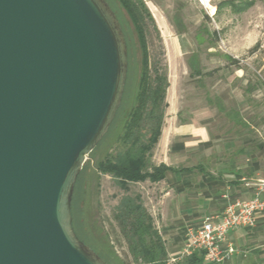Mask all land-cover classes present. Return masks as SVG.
Segmentation results:
<instances>
[{"label":"water","instance_id":"1","mask_svg":"<svg viewBox=\"0 0 264 264\" xmlns=\"http://www.w3.org/2000/svg\"><path fill=\"white\" fill-rule=\"evenodd\" d=\"M128 69L106 0H0V264H107L72 204Z\"/></svg>","mask_w":264,"mask_h":264},{"label":"rangeland","instance_id":"2","mask_svg":"<svg viewBox=\"0 0 264 264\" xmlns=\"http://www.w3.org/2000/svg\"><path fill=\"white\" fill-rule=\"evenodd\" d=\"M106 1L127 40L128 79L122 105L112 125L88 155L78 177L72 204L73 225L78 237L107 264H138L116 211L123 198L139 196L166 244L167 264H186V259L178 261L179 255L175 253L181 251L186 233L194 228L191 220L186 219L184 207L190 205L185 201L193 199L196 190L181 191L170 174L160 183H130L123 188L112 176L98 170L100 162L118 151L141 67L140 44L128 13L118 0ZM143 1L155 21V25L149 22L147 28L151 58L166 67L170 83L163 128L174 116H178L179 124L202 123L210 118L206 121L208 129L222 138L221 144L232 142L236 147L243 146L239 141L243 135L252 139L249 147L255 153L260 149L264 153V0H247L252 2L249 8L239 13L225 9L218 16L216 5L223 0ZM242 1L246 0H235ZM193 59L197 60L200 73L194 72ZM217 100L227 111L240 112L249 127L237 126L225 113L219 112L214 105ZM159 149L158 143L149 159L150 167L162 162L176 168L186 165L180 160L181 153H162Z\"/></svg>","mask_w":264,"mask_h":264},{"label":"trees","instance_id":"3","mask_svg":"<svg viewBox=\"0 0 264 264\" xmlns=\"http://www.w3.org/2000/svg\"><path fill=\"white\" fill-rule=\"evenodd\" d=\"M128 13L137 33L141 51V67L136 86L134 103L119 137L118 151L99 163L98 170L110 175L126 188L130 183L145 181L160 183L176 169L165 164L149 166V159L162 136L169 80L167 69L159 60H152L148 47L147 28L154 18L143 0H118ZM252 5L250 1L236 3L223 0L216 5V16L225 9L239 13ZM208 19L210 17L207 16ZM232 63L237 61L231 59ZM195 73L197 60H191ZM190 62V63H191ZM73 207V206H72ZM73 212V211H72ZM116 218L123 225L130 241V250L138 264H167L168 251L162 235L155 229L153 219L141 204L140 197H125L116 211ZM204 254L195 253L185 263L201 264Z\"/></svg>","mask_w":264,"mask_h":264},{"label":"crops","instance_id":"4","mask_svg":"<svg viewBox=\"0 0 264 264\" xmlns=\"http://www.w3.org/2000/svg\"><path fill=\"white\" fill-rule=\"evenodd\" d=\"M169 102L172 107L171 98ZM214 105L235 125L244 129L249 127L240 112L227 111L219 100ZM209 120L210 118L202 123L192 121L179 124L178 116H174L163 128L159 142V151L181 153L180 160L182 164L186 163L181 168L166 162L160 164L176 169L169 172L165 180L170 174L173 176V182L180 185L181 191L188 193L189 189L196 190L193 193L194 198L185 201L190 202V205L184 207L186 219L191 220L194 228L200 227L207 216L223 215L230 202L250 199L255 188L246 187L244 180H264L263 149L255 153L249 147L252 139L243 135L239 139L243 146L236 147L232 142L221 144L222 138L208 129L206 121ZM229 240L240 252L225 264H264V216L259 217L255 228L232 231ZM201 264L208 263L203 260Z\"/></svg>","mask_w":264,"mask_h":264},{"label":"built area","instance_id":"5","mask_svg":"<svg viewBox=\"0 0 264 264\" xmlns=\"http://www.w3.org/2000/svg\"><path fill=\"white\" fill-rule=\"evenodd\" d=\"M244 183L255 188L254 195L248 200L230 202L223 215L207 216L200 227L189 229L178 261L199 253L204 254L208 264H225L240 252L230 242V233L255 228L259 217L264 216V180H244Z\"/></svg>","mask_w":264,"mask_h":264}]
</instances>
